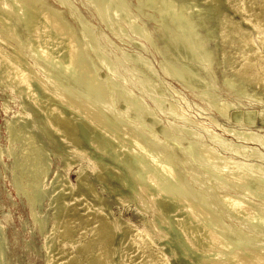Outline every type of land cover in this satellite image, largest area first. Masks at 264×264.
I'll list each match as a JSON object with an SVG mask.
<instances>
[{"label": "bare ground", "instance_id": "6f19581e", "mask_svg": "<svg viewBox=\"0 0 264 264\" xmlns=\"http://www.w3.org/2000/svg\"><path fill=\"white\" fill-rule=\"evenodd\" d=\"M39 1L40 0H0V85L4 86L6 89L11 91L12 94L17 95L20 98V101L26 102L28 104V109H29V116L27 113L24 114L22 112H19L18 114H16L15 119L12 118L13 120L7 119L5 121V132H6V138L8 140V146L3 147L2 145H0V158H3V156H10L14 160L13 166L15 165L16 167H19L22 171L24 170L25 172L24 175L27 176L25 180V184L22 183L20 185V183L18 182L19 180L17 181V176L15 175L13 176V183L16 185L18 189H20V187L21 188L28 187L32 193V198H35L36 200L41 198L42 196H49L50 198V200L47 201V203L49 202L48 203L49 212L51 213V216H52L50 228L47 230L43 229L45 224L47 225L46 213H44L42 216H39V217L35 216V214L33 215L34 221L38 225L37 228L42 229L43 231L42 233H44V239L42 238L44 240L43 247H45L46 250H48V252L51 250L49 252L51 253L53 249L58 248V244L67 243L71 246L72 251L65 252L63 249L58 248L59 251L57 250L58 253L57 252L56 253L60 254L62 257L60 259L56 258L55 260V257H54L55 253L52 252L53 253L52 255L46 254L48 258V262L55 260L52 264H264V246L254 247L253 245L252 246L245 245L247 244L248 241L250 242L254 238L253 237L251 238V240H249L250 239L248 236L249 234L246 235L247 233L245 235L243 234V236H248L249 239L247 242H245V244L241 245L243 243L242 242L243 239L241 237L243 236L242 234H240L241 231L237 230V228L235 230L240 231V232H237L238 234L235 231L234 232L236 233V235H239V234L241 235V237H239V241L241 239V243L240 245L238 244L239 246L234 245L233 242L231 243V241L234 238L235 240H237L238 238L236 239V236H234L235 235L234 234L232 235L234 236L232 237L233 239H231V237L228 236L230 233H229V229H227V226L224 223H221L222 221L220 219L219 220L217 219L219 216L223 215V216L230 217L231 219L235 218L237 219V222L238 220L239 222L242 221L240 223L244 225V228H246L248 233H252L251 229L249 228L251 225V224L249 225V222L253 224V221H252L253 219L254 220H256L257 218L258 220L259 218L260 220L264 219V206H263L264 203L259 204L257 202H253L249 200L247 196H245V194H247V193L244 194L245 190L244 192H242L243 186L245 183L249 184V181L250 182L253 181L255 182L256 186L257 185L260 186V184L259 183L256 184V182L257 181L260 182V180L264 181V166L260 163H255L257 162L258 158L260 159L259 155L261 154V152L259 151V149L264 151V130L257 129L256 131L255 130L253 132L247 131L246 133H244L245 131L242 130L243 132L242 136H238V137H242L243 139L242 143H244L245 145L240 144V146H237L239 145L238 143L237 145H234L230 142L226 143V141H223V138H221L216 133L211 132L205 125L196 124L197 122L195 123L193 121L195 118L191 119L184 114L178 113L177 110H175V107L173 106V104L171 103L169 107L166 108L168 113L162 111L165 116H166L165 113L171 116L169 117L167 115L166 116L167 118L174 117V121L177 120L181 124L187 125V126L197 125V127L202 129L205 133L209 134L208 136L210 138L209 141H212L215 146L217 145L218 148L221 149V151L223 150L226 154H228L227 155L228 157H223L215 151L216 149L209 147V145L208 146L207 145L205 146V144L200 145L199 143H197L195 140L192 139V137L198 136V134L193 133L194 130L190 129L188 131L190 146L188 149L186 150L184 149V151L181 149L183 151L181 152L186 154L189 150L193 149V151H195L196 156L194 157L195 160L194 159L193 160L196 163L194 161L192 162L195 163V166L199 171L198 173L200 174V176L201 174H204V176H206L207 178L206 179L207 181H210V180L213 181L211 185H214L212 187L214 188L216 187V189H215V192L213 191H212L213 193L210 192L211 188H207L203 185L202 181H204L205 178L202 177L203 180H201L199 178L200 176H198V173L196 172L197 173L196 174L195 170H192V168H190L189 165L188 167L184 166L185 163L183 164V167L182 166L181 167L184 170L186 177L187 178L189 177L190 179L186 180V178L183 176H182L183 177L182 179V177H180L181 173L179 174V177H180L179 179V177H177L178 168L174 164L171 165L170 163L171 158L169 156V152L174 151L173 143L171 142V144L173 145L171 146L173 147L172 148L173 150H170L168 152L166 150L167 148L163 145L164 143L161 144L157 142L156 139L154 140L153 138L155 136L149 135V132L147 134V133H144L142 130H140L136 122L134 123L129 120H126L123 117V115L122 116L120 115L115 116L116 114H114V116L108 115L109 114L108 111H110V107L112 106L108 98L109 95H107V93H103L101 91V88L99 87V86L103 87L106 84L104 83V85H102V81H99V84H98L97 78L95 79V77L93 76V72H94L93 70L98 67L93 68L95 65L93 67H89V64L91 66L93 65V61L91 64V61L89 59H86L87 56L85 55V52H86L85 47L87 46V44H86L85 39L83 38V35L81 34L82 39H84L86 46L84 45V42L82 43V39H81V42H80V39H79V42L76 41L77 38L75 39V35H74L72 28L69 26L67 22L63 20V17L58 10H56L55 8L51 6L44 8L40 6ZM59 1H61L60 4L66 2L64 0H59ZM104 1L105 0H90V4H88L89 2L87 0L88 2L87 5L89 7H92V9L94 10V12L93 11L92 12L95 13L96 18H99V20H101L102 22H105L106 24L109 23L108 21L110 18L108 17V14L110 11H113L114 9L115 11L117 10V12H120V13L121 11H123L127 14V16L132 17V13L126 1L117 0V3H116V0L111 1L110 4H118V6L114 5L115 8L108 3H107L108 6L106 4L107 6L106 7L104 3H106L107 1L105 2ZM200 1L203 3V9H204L205 15L206 16L208 15V19L210 21L213 20L212 26L214 25V27H218L221 30L219 31L220 32L219 35L221 36V38L219 37L220 40L225 39V38L227 39L228 35L230 36V33H231L230 27H233L236 30L235 33H237V35L240 36L241 42L240 41L238 42H240L239 48L242 50V48H244L243 46L245 44L246 45L248 44L249 42L248 39H250L252 35L254 36L261 32L260 26H261V22L264 20V0H200ZM160 2L164 3V1L162 0H160ZM167 2L169 3L170 1H167ZM71 6L72 5H70L69 7ZM161 8H159L160 11L162 10ZM73 9L75 10L76 8H73ZM229 9H232V11L235 14L239 13L241 15L239 19L240 18L241 19L238 21L233 20L231 17L232 15L230 16L228 12ZM244 9L246 13L248 11V13L250 12V15H251V12L253 13L252 15H254V16L249 15L251 18L254 17L252 20L253 24L251 25L252 32L250 31L251 29L250 30L243 29L240 27L241 20L244 21L250 18L246 16L247 15L246 13L244 15L243 13ZM133 12H137V11H133ZM113 13H116V12H113ZM125 13L124 15L125 17H127ZM114 15L116 16L117 14H114ZM201 15H198V16H201ZM119 16L122 17L121 15ZM206 16H204V18H206ZM76 18L79 20L80 17L76 16ZM201 19H203V17H201ZM16 21L25 22L27 29H28V36L25 39H21L19 37L16 26H15V25H18L19 22L16 24ZM195 21L197 22V20ZM160 22H162V25H163V21H160ZM249 22L250 21L248 22L245 21V23H248V24ZM80 23H82L81 20H80ZM113 23H114V20H113ZM83 25H86V24H83ZM90 25L91 24H89V26ZM131 25H135V24L133 23ZM156 25L158 24H155V26ZM162 25L160 23V25L158 26L162 27ZM209 26L208 28H210ZM82 27L83 26H81L80 28ZM110 28H111L110 31H112L113 28L112 27ZM118 28H121V27H118ZM133 28L134 29H130L131 33H132V30H135V27ZM205 28L206 30H209L207 29V27ZM165 29L167 30V28ZM161 30L162 31L164 30L163 27ZM175 30L177 29L175 28ZM203 30H204V27H203ZM82 31L83 30H81L80 33ZM211 31L213 30L211 29ZM211 31L209 33H211ZM133 32L135 33V31ZM142 32L143 33L139 32L138 30L137 32L138 36L139 34H142L144 41H146L147 39L150 40V35L146 31V28L145 30L142 29ZM183 33L184 32H182L181 34L183 35ZM209 33L207 35H209ZM24 35L26 34L24 33ZM192 35L193 34H191V36ZM215 35H218V34L215 33ZM263 35H264V31H263ZM95 36H93V38H96ZM260 36H259V39L256 38L257 41L260 40ZM181 38H184V37H181ZM209 39L207 40L210 41ZM231 39L230 41H233V40L235 41V39L233 40ZM166 40H169V39H166ZM213 40L214 38L212 39V41ZM89 41L90 40H88L87 42ZM217 41H218V38L216 39V42ZM263 41L264 39L262 40V43ZM166 42L167 41H165V37H164L163 42H161L163 44L161 45L163 46L164 43ZM96 43L94 42V44ZM252 43L253 42H251L250 44ZM185 44L187 45V43ZM220 44H225V43L224 41H221ZM179 45L180 44H178L177 46L179 47ZM186 45H182L184 49H186L185 48ZM212 45H215V43ZM212 45L210 44V46ZM138 47L139 46H137V48ZM165 47H167L166 44L164 45L163 48ZM178 47L177 48L175 47L174 49L177 50ZM183 47H181L182 48L181 50H183ZM250 47L251 46H249V49L252 48ZM187 48L190 50V48L192 47H187ZM197 48H199V46ZM239 48H236V49L240 50ZM236 49H234V51H236ZM245 49H246L245 52H247L248 48H245ZM88 50H90V48ZM92 50H94V48ZM241 50L240 52H242ZM178 51L179 49L175 51V53L176 52L178 53ZM200 52L202 51L200 50ZM205 52H203L202 54L204 55ZM32 53H35L37 56L35 57ZM97 53L99 54L100 52L97 51ZM186 53L189 54L190 52L186 51ZM255 53L252 54V59L248 58L249 59L248 60L246 58L245 60H242L243 62H242L241 67L233 72L232 74L233 77L230 81L232 80L236 81L238 85L239 84L240 85H249V84L251 85L255 82L256 84L258 83V80L261 77V75L262 77L264 75V46L261 49H259L258 52H255ZM177 55H179V53ZM216 55L217 54H215V56ZM95 56L97 55L95 54ZM250 56H251V53H250ZM200 57L198 58L196 57L198 59L196 61L201 63V65L198 63L200 65V66L198 65L199 68L205 67L208 69L209 64H210V58H209L210 54L209 56L206 55L205 57L199 59ZM214 58H217V57H214ZM41 60L43 61V64L46 63L45 61L49 62L50 60H52L51 64L53 66H54L53 62L56 61L59 63L60 66L56 64L55 66L61 67L62 65L63 68H65V70L68 69L70 71H72L71 70L72 68L70 69V67H73V65H77V66H80V69H78L77 71L84 70L87 73V78L90 76L91 78L94 77L93 79H91L92 82L90 83L95 84L94 82L97 80L96 81L97 86L100 88L99 89L98 87H96L100 91H96L95 93V95L96 94L98 95L99 102L96 101L94 103H97L98 106L97 105L94 106L92 104L91 101H95V100L88 101V99H90L89 97L88 99L81 98L82 96L80 94H78V96L80 95L81 97H78L77 94L74 92L75 89L73 91L74 93H72L70 91L72 88L69 89V88H65L64 86L60 87L62 86V84L57 82L58 81L57 77L58 76L60 77V74L62 75L63 73L65 74V72H63L65 71L63 68H62L63 73L58 72L59 73V75L57 74L58 76L55 74L57 73L55 72L58 69L57 67H56L57 69L53 71L54 73L51 72L52 73L51 74L50 71L48 72L50 76L51 75L53 76L54 74L56 75V76L55 75L53 76L54 80L52 76H51L52 77L51 79L47 77L46 73L50 68H48V70L44 69L46 71L45 72L42 69L43 67L41 68V65H42L40 64L42 63ZM96 60L97 59H95V61ZM226 60H227L226 57H223L222 60H219V61H221L220 63H222ZM259 61H262L260 68L259 66H257L258 69L254 68L253 65L257 62L259 63ZM96 62L99 65L100 61L97 60ZM110 64H112V62ZM110 64L106 66V68L108 67V69L105 68L106 71L109 70V74H107V77L108 75L110 77H114L116 75V69L114 68V66ZM181 64H183L182 67L179 66L181 67V69L184 66H186V63L185 65L184 63H181ZM46 65L47 63L43 66H46ZM196 65L197 64H195V66ZM229 65L231 66V64ZM168 66L169 65H167V67ZM198 66L196 67L198 68ZM47 67L49 66L47 65ZM101 67H104V66H101ZM188 67H189V64H188ZM188 67L186 69H188ZM77 68L74 69L73 67L74 70H76ZM173 69L175 70L174 71L172 70V72L170 71L166 72L167 75H169V77H174L173 79L176 78L178 81L179 79L181 80L182 78L187 77V76H184L183 71L180 70L179 68L178 69L180 70V72H182L181 74L180 72L178 73L176 71L177 68H173ZM74 70L72 71L73 73L72 72H70L71 74L69 73L70 75H72V77L69 75L68 77H71V78L75 77L77 71L74 75V72H75ZM90 70L92 71V74L89 72L90 74L89 76L87 71H90ZM96 70L97 69H95V72ZM183 70H185V67L183 68ZM152 71L153 70H151V72ZM187 72L189 73V70H187ZM224 72H221V73L224 74ZM62 75L60 77L61 79L63 78ZM78 75H79V72H78ZM191 75L188 74V77ZM224 75L222 76L224 77ZM227 75H229V73ZM66 76H67V73H66ZM84 76L86 75H83L82 77L84 78ZM55 77L57 79L56 81H55ZM68 77L67 79L66 77H64L66 81L69 80ZM114 78H117V77H114ZM191 78H193V75L191 76ZM88 79H86V82ZM104 79H105L104 81L107 82V79L106 78ZM187 79L185 80L187 81ZM222 79L226 80V78H222ZM70 80L67 83L72 85L70 83ZM75 80H71V82ZM80 80H81V83L79 81V84H82V81L84 80H82L81 78ZM142 81H143V78H142ZM60 82L65 83L63 82V80H61ZM86 82H83V83L85 84ZM110 82L111 80L108 81L107 84L108 83L111 84ZM192 82L194 81L192 80ZM263 82L261 85H263ZM57 83L59 85H57ZM76 83L78 85V82H74V84ZM187 83L188 85L191 84L189 82ZM228 84L226 83V87L230 86V84L229 85ZM68 86L69 85H67V87ZM85 86L88 87L87 84L84 85V87ZM92 86L95 87L94 85ZM109 86L111 87L112 85H109ZM149 86L151 85L147 86V90ZM231 86H236V85H231ZM69 87H72V86H69ZM93 87L91 90L93 89L96 90V88H93ZM195 87H196V84H195ZM115 88H112V89H115ZM246 88L248 87L246 86ZM262 88L263 87H261V89ZM84 89L85 91L86 89L88 91V88H84ZM118 90H120V88ZM149 90H151V88ZM248 90H251V89L248 88ZM259 91H260V88H259ZM125 92H123V94H120V95L124 96ZM146 92L148 93V91ZM152 92H150V94ZM85 94H88V93H85ZM150 94H146L149 96L150 101L151 99L153 101H156L155 98H153ZM176 94L174 95L176 96ZM258 94L261 95L262 93L260 94L259 92ZM208 96H209V93H208ZM115 97H117V95H115ZM126 97H127V94H126ZM130 97L128 98L131 99ZM214 97L215 96H213L212 98ZM98 98L96 99L98 100ZM134 98L136 100V96H134ZM122 99H124L125 101L126 98L124 97ZM16 102H18V100ZM119 102H122L121 99ZM134 102H137V101H134ZM141 102L143 103V101ZM249 103H252V102L250 101ZM130 104H132L131 105L132 108L134 106H137L136 103L134 106H133L134 103H130ZM232 104L233 103L227 102V103H222L221 105H215L216 106L215 108L217 110L216 112H218L219 116L223 117L225 114H227L226 112L231 108ZM123 105L125 106L124 103ZM209 105H210V101H209ZM139 109L141 112H143L144 110V109L142 110V107L140 106H139ZM179 109L181 108L179 107ZM127 110L129 111V109ZM248 111L249 110H246L247 114H249ZM122 113L124 112H121V114ZM261 113L262 112H259V114ZM255 114H257L256 116L259 115L256 112V110H255L254 115ZM143 115H148V114H143ZM236 115L232 114L233 118L234 116L236 117L235 120L237 119ZM246 115L242 117L248 118V116ZM242 117L241 118L238 117V118L242 120ZM262 118H264V115L262 116ZM154 119L157 120V118H154ZM140 120H145V118L140 119ZM146 120H149V119H146ZM211 120L209 121L210 124L214 122L213 120L211 122ZM247 120L249 121V119ZM247 120H243V121H247ZM150 121H154V120H150ZM248 121H247V125H249ZM251 122H253V120H251ZM145 123L143 121L141 125L144 124L145 126ZM146 124L147 126L151 125L148 123ZM249 126H253V125H249ZM222 128L223 126L220 129ZM222 132H226V130L224 129V131ZM238 132L241 133V131H238ZM169 133L170 132L168 131L165 132L164 130L163 135L168 137V135H170ZM228 133H232V132H228ZM234 135H237V134H234ZM150 136H153V138ZM231 137H234V136H231ZM234 138L236 141L237 140L240 141L241 139V138L237 139L236 137ZM176 141L177 143H179L180 138H177ZM174 143H175V140H174ZM184 147H181V148H184ZM176 149H175L176 152H178L179 149L178 148ZM50 151H55L56 153L59 152V160L61 162V165L64 167L65 171L62 173L61 171L58 170L59 172H55L52 175L53 177L51 178L50 184L48 183L47 185H43V180L34 181L33 176H35L36 173L41 171L42 172L41 175H43V177L45 178L48 172V169H49L48 168L49 166L48 155ZM182 153L179 154L178 152V156H176L177 153H175L173 157L175 156L177 158L180 155H182ZM190 153H192V151ZM175 157L173 159H176ZM181 157L182 156H180V158H177L176 160L180 159L179 161H183V158L181 160ZM227 158H230L232 160L227 159ZM234 158H239L243 161H246V163L247 162L248 163L245 164L242 161H233ZM81 160L82 161L84 160L85 162L80 163V164L77 163ZM189 160L187 162H191ZM184 162H185V159H184ZM173 166L176 167L177 170H175ZM193 166L194 165H192V167ZM72 167L76 168L75 169L76 178L74 182L71 181L69 177V173H68V171ZM208 178L210 180H208ZM166 180H171V181L173 180L175 183V186L171 187L168 183H167L168 184L167 186L166 182L168 181ZM250 186L251 185H248V187ZM255 189H259V188H255ZM238 191H241L242 193L238 194ZM263 191L264 190H262L261 192ZM132 201L136 202V206H135L136 211L138 213H141V219H140L141 225H142L141 227L134 225L131 222V220L124 218L123 215L120 213V211L118 213H115L112 210L113 203H116L118 205H124L125 203H131ZM147 214H151V216L148 217ZM1 218H4V216ZM48 220H49V217H48ZM261 222H263V220ZM256 224L257 223L255 222L253 225L256 226ZM258 225L256 226L255 230L258 229L257 228L259 227ZM262 227L264 226L262 225ZM253 229L254 227H252V230ZM253 232L254 234L257 233L255 231ZM261 232H263V235L262 233L260 232L259 233L264 237V231L261 230ZM41 236L42 235H40V237ZM229 237L231 241H229L230 240L228 239ZM5 241H6V238L4 235V231L2 230V227L0 224V264H4L3 262L5 260L4 259ZM239 241H237V243ZM253 241L255 240L253 239ZM253 241H251V243ZM48 252H44V253H48Z\"/></svg>", "mask_w": 264, "mask_h": 264}, {"label": "rangeland", "instance_id": "374dc122", "mask_svg": "<svg viewBox=\"0 0 264 264\" xmlns=\"http://www.w3.org/2000/svg\"><path fill=\"white\" fill-rule=\"evenodd\" d=\"M64 1H66V2L60 4L61 1H59V0H40L39 3H40V6H42L44 8L51 6V7L55 8L56 10H58L61 13V15L63 17V20L65 22H67L69 24V26L72 28V30L74 32V35H75V39L77 38L76 41L79 42V39H80V42H81V39H82L81 34L83 35V38L85 39L86 44H87V46H86L84 39H82V43L84 42V45L86 46L85 47V50H86L85 55L87 56L86 59H89L91 61V64H92V61H93V65L91 66L89 64V67H93L94 65L95 66L93 68L98 67V68H95V69H97L96 72H95V69L94 70L92 69L94 71L93 72V76L95 77V79L97 78L98 81L97 80L96 81H97L98 84H99V81H102V85H104V83L106 84L105 86H103L106 90L102 86H99L101 88V91L103 93H107V95H109L108 98H109V100L111 102V105H112L110 107L111 113H110V111H108L109 114L108 113H106V114L113 115V116H114V114H116L115 116H118V115L122 116L123 115V117L126 120H129V121L134 122V123L136 122V124L138 125V128L140 130H142L144 133H147V134L149 132V135H154L155 136L154 138H153V136H150L154 140L156 139V141L159 142V143H161V144L164 143L163 145L167 148L166 150L168 152L170 150H173L172 149L173 147H171V146L174 145V151L175 152L173 151L174 154H173L172 151L169 152V156L171 158L170 159L171 160L170 161L171 165L174 164L178 168V170H177L176 167L173 166L174 169L177 170V177H179V174L181 173L182 175L180 174V177L183 176V177L186 178V180L190 179L189 177L188 178L186 177L185 172L182 169L184 163H185L184 164L185 167L186 166L188 167V165H189V167L192 168V170H195V173L196 172L197 173L199 172L198 169L195 166V163L196 162L194 161L195 160L194 157L196 156L195 155V151H193V149H192V150H189L187 152L189 154L182 153L184 151V149L186 150L190 146L189 145V132H188L190 129L191 130H194L193 133L198 134V136L192 137V139L195 140L200 145H204V144H205V146L206 145L207 146L209 145V147H212L213 149H216L215 151L219 155H221L223 157H228L227 156L228 154H226L223 150L221 151V149L218 148L217 145L215 146L212 141H209L210 140V138L208 137L209 134L208 133H205L202 129H200L199 127H197V125H195V126L194 125H192V126L188 125L187 126V125L181 124L177 120L174 121V117L169 118L171 116L169 114H167L168 111H167L166 108H168L171 103L173 104V106L175 107V110H177L178 113L184 114V115L188 116L191 119H194L195 118L193 121L195 123L197 122L196 124L205 125L211 132H214L217 135H219L221 138H223V141H226V143L227 142L228 143L230 142V143H232L234 145H237V143H238L239 145H237V146H240V144L241 145H245L244 143H242L243 142L242 141L243 140L242 137H238V136H242V133H243L242 130L245 131L244 133H246L247 131L248 132H253L254 130L256 131L257 129L258 130L259 129L264 130V118H262V116L264 115V89H263L264 88V82H263L264 81V78H263L264 75H263V77L261 75V77L259 78V80H261V81L258 80V83L257 84L255 82V83H253L251 85L250 84L249 85H240V84L238 85V83H236V81H233V80H232L233 82L230 81L232 79V77H233L232 76L233 72L241 67L242 62H243L242 60H245L246 58L247 59L248 58L249 59H252V54H254L255 52H258V50L261 49L264 46L263 45L264 41L262 43V40L264 39V35H263V31H264V20L261 22V26H260V29H261V32L262 33L260 32L257 35H254V36L252 35L251 38L248 39V41L250 43L251 42H253V43L250 44L248 42V44L247 45L245 44L243 46L244 48H242V50H241L239 48L240 47V42H241L240 36H238L237 33H235L236 30L233 27H230V29H231L230 30V32H231L230 33V36L228 35V38L227 39L225 38V39L220 40L221 36L219 35V33H220L219 31H221V30L218 27H214V25L212 26V24H213L212 21L213 20L210 21L208 19V15L207 16L205 15V12H204V9H203V3L200 0L199 1H197V0H192V1L191 0H162V1H164V3L163 2H160V0H154V1L153 0H151V1L150 0H124V1H126V3L128 4V6L130 8V11L132 13V17L131 16H127V14L125 12H123V11H121V13H123V14H121L120 12H117V10L115 11V9H114L113 11H110L109 14H108V17L110 19L108 21L109 23H107V24L105 22H102L101 20H99V18H96L95 13H93L94 10L92 9V7H89L87 5L88 2H89L88 4H90V0H88V2H87V0H64ZM83 1H85V2H83ZM105 1H107L106 3H104L105 6H106L107 3L110 4L111 1H115V0H105ZM167 1H170V2L168 3ZM68 3H70V4H68ZM116 3H117V0H116ZM62 4H63V6H62ZM108 4H107V6H108ZM167 4H169V5H167ZM65 5L66 6L68 5V6L66 7ZM70 5H72V6L69 7ZM110 5H112L114 8H115L116 5L118 6V4H110ZM166 7H168V8H166ZM73 8H76V9L74 10ZM159 8H161L162 10L160 11ZM73 11H74V13H73ZM133 11H137V12H133ZM138 11H140V12H138ZM243 11L242 12L245 15V13H246L245 9ZM78 12H79V14H78ZM113 12H116V13H113ZM166 12H168V13H166ZM178 12H179V14H178ZM198 12H200V13H198ZM228 12H229L230 16L232 15L231 17H232L233 20L238 21V20L241 19V18L239 19V17H241V15L239 13H236L235 14L232 11V9H229ZM124 13L126 14L127 17H125ZM114 14H117V15L115 16ZM163 14H164V16H163ZM201 14H203V15H201ZM246 14H247L246 15L247 17L254 16V15H252L253 14L252 12H251V15H250V12L248 13V11H247ZM119 15H121L122 17H120ZM192 15L195 17V19H194V17ZM198 15H201V16H198ZM76 16L80 17L79 20L76 18ZM165 16H166V18H165ZM196 16H198L199 18L196 17ZM204 16H206V18H204ZM192 17H193V19H192ZM201 17H203V19H201ZM111 18H113V19H111ZM125 18H126V20H125ZM253 18L254 17H252V18L250 17L247 20H244V21L241 20L240 27L243 28V29H249L250 30L251 29V25L253 24V22H252ZM74 19H75V21H74ZM204 19L206 20V22H205ZM80 20H81V22L83 24H86V25H83L82 23H80ZM113 20H114V23H113ZM195 20H197V22ZM86 21L89 24L93 25V26H91V25L89 26V24ZM127 21H128V23H127ZM160 21H163V25H162V22H160ZM245 21L246 22L250 21V22L248 24V23H245ZM17 23H18V25H15L16 26V29H17V33H18V35H19V37L21 39H25L28 36L27 26H26L25 22H23V21H16V24ZM116 23H118V24H116ZM133 23L136 26L135 25H131ZM160 23H161V25H162V27L164 29L163 31L161 30L162 27L158 26V25H160ZM155 24H158V25L155 26ZM202 24H203V26H202ZM129 25L132 26V27H130ZM207 25L208 26L211 25V26H209L210 28H208ZM249 25H250V27H249ZM81 26H83V27L80 28ZM110 27H112L114 29V31H113V29H112V31H110L111 30ZM118 27H121V28H118ZM133 27H135V30H132V33H131V30L130 29H134ZM136 27L137 28L139 27V28L137 29ZM144 27L146 28V31L150 35V40H148V39L146 40L145 39L146 41H144L142 34H139L140 37L138 36V33H137L138 30H139V32L143 33L142 32V29L145 30ZM203 27H204V30H203ZM205 27H207V29H209V30H206ZM165 28H167V30ZM175 28L177 30H175ZM119 29H121V30H119ZM136 29H137V31H136ZM186 29L188 31H190V32H188ZM211 29L213 31H211ZM215 29L217 30V32H216ZM79 30L80 31L83 30V31L80 33ZM133 31H135V33ZM164 31H165V33H164ZM180 31L184 32L183 35L181 34L182 32H180ZM200 31H202V32H200ZM210 31H211V33H209ZM250 31L252 32V29ZM119 32H120V34H119ZM212 32L214 33V35H213ZM24 33L26 35H24ZM158 33H160V34H158ZM203 33H205V34H203ZM208 33H209V35H207ZM215 33L218 34V35H215ZM189 34H190V36H191V34H193L194 36L192 35L193 37L191 36V38H190ZM210 35H211V37H210ZM235 35H237V36H235ZM93 36H95L96 38H93ZM259 36H260V40L257 41L256 38L259 39ZM164 37H165V41H167L166 43H164V45L166 44V46H167L165 48H163L164 45L163 46L161 45V44H163L161 42H163ZM181 37H184V38H181ZM213 38H214V40L212 41ZM217 38H218V41L216 42V39ZM231 38L235 39V41L233 39H231ZM166 39H169V40H166ZM194 39L197 40V41H195ZM207 39H209L211 42L208 41ZM230 39L233 40L234 42L233 41H230ZM88 40H90V41L87 42ZM169 41H171V42H169ZM221 41H224L225 44H220ZM238 41H240V42H238ZM94 42L95 43L97 42V43L94 44ZM135 42L138 45H136ZM175 42L177 43V45L180 44L179 45L180 48L176 45ZM213 42L219 48H217L215 45H212V44H214ZM185 43H187V45ZM226 43H227V45H226ZM193 44H194V46H193ZM210 44L212 46H210ZM230 44L232 45V47H231ZM182 45H186L185 46L186 49H184V47ZM88 46H90V47H88ZM137 46H139L140 48L139 47L137 48ZM198 46H199V48H200V50L202 52H200L199 48H197ZM245 46H247V47H245ZM249 46H251L252 48L250 47L251 49H249ZM255 46H256V48H255ZM97 47H98V49L100 51L97 49ZM175 47L176 48L178 47V49H179V51H178L179 55H177L178 54L177 52H176L177 54L175 53V51L178 50V49L175 50L174 49ZM181 47H183V50H181L182 49ZM187 47H192V48H190V50H189ZM89 48H90L91 51L88 50ZM93 48H94V50H92ZM236 48H239L242 52H240V50H238ZM245 48H248L247 50L248 51L251 50V51L250 52H248V51L245 52L246 51ZM214 49L217 52H215ZM234 49H236V51L238 50L239 52L238 51L237 52L234 51ZM96 50L98 52H100L99 53L100 55L97 53ZM185 50L187 52H190V53L189 54L186 53ZM184 51H185L186 54L184 53ZM205 51L207 53L210 52L209 53L210 54V57H209L210 58V64H209L208 69L205 68V67L199 68V66L201 65V63H199L198 61H196V60H198L197 58L200 57V56L201 57L199 59L205 57L206 55L209 56V54H207ZM194 52H195V54H194ZM203 52H205L204 55L202 54ZM214 52H215V54H217L216 56H215ZM92 53H94V54H92ZM250 53H251V56H250ZM32 54L35 57L37 56L35 53H32ZM95 54L97 56H95ZM103 54H105V55H103ZM241 54H242V56H241ZM193 56H194L195 59L193 58ZM221 56L226 57L227 60L224 61V62H222V63H220L221 61H219V60H222V58H223ZM214 57H217V58H214ZM95 59H97V60L100 61L99 62V65L96 62L97 60L95 61ZM89 60H88V62H89ZM102 60H103V62H102ZM230 60H231L232 63L230 62ZM45 62L47 63V65L49 67H47V65L46 66H43L46 63L43 64V61H42V63H40V64H42L41 65V68L43 67L42 68L43 70L44 69L45 70L46 69L48 70V68H50V69L52 68L53 69V70L52 69L51 70L49 69L47 71V73H46L47 74V77H49L50 79L55 74L56 75L57 74L59 75L58 72H60V73L62 72V68H63L62 65H61V67L55 66V64L56 65H59L58 62L54 61L53 62L54 66L51 64L52 63V60H50L49 62L48 61H45ZM111 62H112V64H110ZM180 62L181 63H184V65L186 63V66H184L185 67V70H183L184 67L181 69V67H182L183 64H181ZM109 64L112 65V66H114V68L116 69V75L114 77H117V78L110 77L109 75L107 77V74H109V70L106 71L105 68ZM148 64L151 66V68H150V66ZM188 64H189V67H188ZM195 64H197L196 66L199 65L198 68L195 66ZM220 64H221V66H220ZM223 64H224V66H223ZM229 64H231L232 67ZM261 64H262V61H259V63L257 62L254 65L253 64L252 65L254 66V68L258 69L257 66H259V68H260V65ZM167 65H169V66L167 67ZM76 66L77 65H73L74 69L78 67L76 70H74L73 67H70V69L72 68L71 69L72 71L73 70L75 71L74 72V75H75L76 71L78 69H80V66H77V67ZM101 66H104V67H101ZM147 66H149V67H147ZM179 66H181V67H179ZM172 67L173 68H177L176 71L178 73L180 72V70H182L184 76H187V77L182 78L183 77L182 76V77H180L182 79L181 80L179 79V81L176 78L173 79L174 77H169V75H167L166 72L168 71L169 68H170L169 69L170 72H172V70L174 71L175 69H173ZM187 67H188V69H186ZM194 67L197 68V69H195ZM202 68H203V70H202ZM229 68H231V69H229ZM63 69L65 70V68H63ZM106 69H108V67ZM150 69L153 70V71L151 72ZM165 69H166V71H165ZM198 69H200V70H198ZM225 69L226 70L229 69V70L226 71ZM54 70H56L55 72H57V73H55L53 76L51 75L52 76L51 77L50 74H48V72L50 71V73H51ZM148 70L152 74H150ZM187 70H189V73L187 72ZM72 71H70L68 69H66L65 71H63V72H65V74L63 72H62L63 75L60 74V77H61V75L63 77L62 79L57 75L58 76L57 77V79H58L57 82H59L60 84H62V86H60V87H63L64 86L65 88H69V89L72 88L70 90L72 93L75 92L77 94V96H78V94H80L82 97L80 95L78 97L85 98V99H88V97H89L90 99H88V101L95 100V101H91V102H92V104L94 106H96V105L98 106V104L97 103H94V102H96V101L99 102L98 95L97 94L95 95V93H96V91H100L99 90L100 88L97 86V83H96L95 80H94L95 81L94 83L96 85L90 83V82H92L91 79L94 78V77L91 78V76L89 74V72L92 74V71L91 70L90 71H87L88 74H89V76H90V77H88L89 79L87 78V73L84 70L77 71L75 77L73 75L74 78H71L72 75H70L71 74L70 72H72ZM81 71L83 72V74H82ZM185 71H186L187 74L185 73ZM78 72H79V75H78ZM221 72H224L225 75L223 73H221ZM66 73H67V76H66ZM181 73L182 72H180V74ZM228 73H229V75H227ZM188 74H190V75L192 74L194 79L191 78L192 75L188 77ZM68 75L71 76V77H68ZM83 75H86V76H84V78H83L82 77ZM222 75H224V77ZM76 76H77V78L80 77L82 80H84V81H82V84H79V81L81 83V80H80V78L77 79ZM194 76L197 77V78H195ZM228 76H229V78H228ZM64 77H66V79L68 77L69 80H70V78H71V80H75L76 79L77 81L75 80V81L71 82V80H70V83L72 84V85H70L69 83H67L69 80L66 81ZM104 78L107 79V82L111 80V82H110L111 84H109V83L107 84V82L104 81L105 80ZM142 78H143V81L144 82L142 81ZM149 78H150V80H149ZM222 78H226V80L225 79H222ZM57 79L55 77V81ZM60 79L63 80V82H65V81L66 82L65 83H62V82H60L61 81ZM86 79H88L87 82H86ZM185 79H187V81ZM191 79L194 82H192ZM53 80H54V77H53ZM89 80H91V81H89ZM223 80H225V81H223ZM195 81H196V83H195ZM201 81H203V82H201ZM228 81H230L232 84L230 82H228ZM74 82H78V85H77V83L74 84ZM83 82H86V83L84 84ZM187 82H189L191 84L188 85ZM224 82H225V84H224ZM262 82H263V85H261ZM119 83H121V84H119ZM198 83H199V85H198ZM226 83L227 84L229 83L230 86L229 87H226ZM66 84L69 85V86H72V87H69V86L67 87ZM86 84H87L88 87H86V86L84 87V85H86ZM143 84H145V85H143ZM195 84H196V87H195ZM57 85H59V84L57 83ZM75 85H77V86H75ZM92 85H94L95 87H93ZM109 85H112V86L110 87ZM146 85L147 86L148 85H151L152 87L149 86L148 87V90H147V86ZM204 85H206V86H204ZM231 85H236V86H231ZM91 86L93 88L98 87L99 89L96 88V90L95 89L91 90L92 89ZM123 86H124V88H123ZM246 86L248 88H250L251 90L253 88L255 90L253 89L252 92H251V90H248V88H246ZM231 87H232V89H231ZM261 87H263V88L261 89ZM84 88H88V91L89 92L87 91V89L85 91ZM112 88H115V89H112ZM119 88H120L121 91L118 90ZM150 88H151V90H149ZM169 88H171L174 92L178 91L176 93L179 96L176 93H174ZM239 88H241V89H239ZM242 88H244L245 90L242 89ZM259 88H260V91H259ZM74 89H75V91H74ZM128 90H129V92H128ZM106 91H108V92H106ZM118 91H119V93H118ZM146 91H148V93ZM149 91L150 92L153 91V92L150 94ZM123 92H125V95L124 96L123 95H120V94H123ZM172 92L174 94H176V96ZM257 92L258 93L260 92V94L262 93L261 94L262 96L259 95ZM85 93H88V94H85ZM208 93H209V96L211 95L210 97L208 96ZM126 94H127V97H126ZM146 94H150L153 98H155L156 101H153L152 99L150 101L149 96L146 95ZM204 94H206V95H204ZM236 94H237V96H236ZM115 95H117V97H115ZM133 95L136 96V100H135V98H134ZM240 95H241V97H240ZM86 96H87V98H86ZM177 96H178V98H177ZM213 96H215V97L212 98ZM124 97L126 99L128 97H130L131 99H129V98L128 99L131 100V101H129L128 99L127 100L125 99V101H124V99H122ZM96 98H98V100ZM139 98L141 99V101H143V103L140 101ZM115 99H116V101H115ZM120 99H121L122 102H119ZM164 99H165V101H164ZM17 100H18V102H16ZM134 101H137V102H134ZM209 101H210V105H209ZM250 101L252 103H249ZM126 102H128V103H126ZM227 102L233 103L234 105L233 104L231 105V108L226 112L227 114H225L223 116L224 117L223 118L222 116H219L218 115V112H216L217 110L215 108L216 107L215 105H221L222 103H227ZM123 103L125 104V106L123 105ZM130 103H134L133 106L136 103L137 106H134L132 108L131 107L132 104H130ZM20 104H22V105H20ZM138 104H140V105H138ZM145 104H146V106H145ZM249 105H251V106H249ZM128 106H129V108H128ZM139 106L142 107V110L144 109L143 112L140 111ZM155 106H157V107H155ZM238 106H239V108H238ZM125 107H126V109H125ZM179 107L181 109H179ZM159 108H161V109H159ZM123 109H125L126 111L123 110ZM127 109H129V111ZM148 109L151 110V111H149ZM246 110H249L248 111L249 114L246 113ZM255 110H256V112L258 114H259V112H262L261 114L258 115L259 117L256 116L257 114L254 115ZM258 110H260V111H258ZM162 111L163 112H167L165 114H166V116L168 115L169 117L167 118ZM19 112H22L24 114L27 113L28 116H29L28 104L26 102L20 101V98L17 95L12 94L11 91H9L8 89H6L4 86L0 85V145H2L3 147H7L8 146V140L6 138V132H5V121L7 119H12V118L15 119L16 118V114H18ZM121 112H124V113L121 114ZM140 113H142V114H140ZM143 114H148V115H143ZM232 114L233 115L234 114L235 115L237 114L236 115L237 116V119H236L237 121L235 120V118H236L235 116H234V118L232 117ZM244 114L245 115L247 114L246 116H248V118L242 117V116H245ZM128 115H129V117H128ZM132 115H134V116H132ZM240 115L242 117V120L239 119V118H241ZM137 116H139V117H137ZM133 117H135L136 119L133 118ZM143 118H145V120H140V119H143ZM154 118H157V120H155ZM210 118L215 122V124H214V122L211 123L212 125L210 124V122H209L211 120ZM146 119H149V120H146ZM175 119H177V118H175ZM196 119H197V121H196ZM247 119H249L250 122H251V120H253V122H251V124H250V122ZM135 120H137V121H135ZM150 120H154V121H150ZM212 120H211V122H212ZM240 120H241V122H240ZM243 120H247L248 121V124L249 125H253V126L247 125V121H243ZM143 121H144V123L146 122V123L151 124V125H148L149 127L147 126L146 123H145V126H144V124L141 125L143 123ZM159 123H160V125H159ZM159 126H161V127H159ZM171 126H173L174 128L171 127ZM222 126H223V128L220 129ZM195 127H197V128H195ZM209 127H211V128H209ZM224 129L226 130V132H222V131H224ZM230 129L233 130V131H231ZM246 129H248V130H246ZM164 130H165V132H167V131L170 132L169 133L170 135H168V137L163 135ZM227 131L228 132H232V133H228ZM236 131L237 132L238 131H241V133H239V132L237 133ZM159 132H160L161 135L159 134ZM229 134H231V135H229ZM234 134H237V135H234ZM231 136H234L237 139L238 138L239 139L241 138V139H240V141L237 140L238 141L237 142L235 140V138L234 137H231ZM200 137H202V138H200ZM177 138H180V142L179 143H177V141H176ZM173 139L175 140V143L176 144L174 143V140ZM171 142L173 143V145L171 144ZM178 144H179V146L181 144V146L179 147ZM181 147H184V148H181ZM176 148L179 149L178 150L179 154L182 153V155H180V156H182L181 157V160L183 158V161H179L180 159L176 160L177 158H180V156L177 157V158L174 156L176 159H173L174 158L173 155H175V153H177L176 156H178V152H176V150H177ZM191 151H192V153H190ZM259 151L261 152V154L259 153L260 154L259 155L260 156V159L258 158L257 159V162H255V163H260V164H262L264 166V151L261 150V149H259ZM184 154H185V156H184ZM48 158H49V166H48L49 169H48V172H47L45 178L43 177V175H41V173H42L41 171L38 172V173H36L35 176H33L34 181H42L43 180V185H47L48 183L50 184L51 178L53 177L52 175L55 172L61 171L63 173L65 171L64 167L61 165V162L59 160V152L56 153L55 151H50V153L48 155ZM184 159H185V162H184ZM227 159H230V158H227ZM188 160L191 161V162H187ZM230 160H232V159H230ZM192 161H194L195 163L192 162ZM233 161H242L245 164L248 163V162L246 163V161H243V160H241L239 158H234ZM84 162H85L84 160L83 161L81 160V161H79L77 163L80 164V163H84ZM180 162H182V163H180ZM13 163H14V160L10 156H3V158H0V210H1L0 211V214L2 213L0 215V224H1L2 230L4 231V235H5V238H6L5 245H4V259L5 260H4L3 263L4 264H48V263L49 264H52L56 260V258L57 259L58 258L60 259L62 257L60 254H57L58 253L57 250L59 251V249H63L65 252H68V251L71 252L72 251V248L67 243H60V244H58V248L59 249L58 248L57 249L55 248L52 251L53 253H55V256H54L55 257V260H52L51 262H48V258L46 256V254L47 255H52L53 253L52 252L49 253L51 250L48 252V250H46V248L43 247L44 246V242H43L44 241L43 240L44 239V233H42L43 232L42 229L37 228L38 225L34 221V216L33 215L35 214V216L39 217V216H42L44 213H46V217H47V222L46 223H47V225L45 224V226L43 227V229L44 230L49 229L50 226H51L50 223L52 221V216H51V213L49 212V207H48L49 206L48 205L49 202L47 203V201H49L50 198H49V196H42L41 198H39V199L36 200L35 198H32V193H31V191H30V189L28 187H27L28 190H27V188H21V187H20V189H18L16 187V185L13 183V176L14 175L17 176V181L19 180L18 182L20 183V185L22 183L25 184V180H26L27 176L24 175V173H25L24 170L22 171L19 167H16L15 165L13 166ZM192 165H194V166L192 167ZM75 169L76 168H73L72 167L68 171L69 177H70L71 181H73V182L75 181V178H76ZM198 176H200L199 173H198ZM180 177H179V179H180ZM183 177H182V179H183ZM202 177L205 178L204 181H202L203 182V185L205 187H207V188H211L212 190L210 189V192H212V191L215 192L216 187L214 188V187H212L214 185H211L213 181H211L209 178H208V180H210V181H207L206 180L207 178H206V176H204V174H201V176L199 178L201 180H203ZM22 178H24V179H22ZM21 180H23V181H21ZM166 181H168V182H166V184L168 183L171 187H174L175 186V183H174L173 180L172 181L171 180H166ZM262 181L263 180H260V182H258V181L256 182V184L259 183L260 186L259 185L256 186L255 185V182H253V181H251V182L249 181V184L248 183H245L246 186L244 184L243 190H242V192H244V190H245L244 194L247 193V194H245V196H247V198L249 200H251L253 202H257L259 204L260 203H262V204L264 203V191L261 192L262 190H264V183H263L264 181L263 182ZM170 182H171V184H170ZM209 182H211V183H209ZM168 184H167V186H168ZM247 184L248 185H251V186L248 187ZM255 188H259V189H255ZM242 192L241 191H238V194H241ZM132 202L131 203H125L124 205H118L116 203H113L112 204V210L115 213H118L120 211V213L123 215L124 218H127V219L131 220V222L134 225L141 227L142 226L141 225V220H140L141 219V213H138L136 211V209H135L136 208L135 207L136 206V202H134V201H132ZM263 206H264V204H263ZM4 209H6V210H4ZM147 215H148V217L151 216V214H147ZM3 216H4V218H1ZM48 217H49V220H48ZM217 219L218 220L220 219L222 221L221 223H224L227 226V229H229V233H230L228 236H230L231 239H233L232 237H234V236H236V239L238 238L237 240H235V238L233 239L236 242H234L233 240L231 241L230 237L228 238V239H230L229 241H231V243L233 242L234 245H238V244L240 245V243H241V239L239 241V237H241L240 234H242V236H243V234L245 235L247 233L246 235L249 234L248 236H249L250 239L248 238V236L241 237L243 239L242 240L243 243L241 245L245 244V242H247L248 239L251 240V238L254 237L253 239L255 241H253V239L251 240L254 243L253 242L251 243V241L250 242L248 241L249 243L247 242V244H245V245H251V246L253 245L254 247L255 246L256 247L257 246L258 247H263L264 246V237L262 236L263 235V232H261V230L264 231V229H263L264 227H262V225L264 226V219L261 218L263 220V222H261L262 220H260V218H259V220H258V218L256 220H254V219L252 220L253 221V224L255 222L257 223L256 226L259 223L258 226L261 227V228L257 227L258 228L257 230H255L256 229V226H254L252 223L249 222V225L251 224L249 228L251 229L252 233H248L247 230H246V228H244V225L242 223H240L242 221L239 222V220H238V222H239L238 223L237 222V219H235V218H232L231 219L230 217L221 215ZM224 224H222V225H224ZM252 227H254L253 230H252ZM236 228H237V230H240L241 232L235 230ZM258 230H260V231H258ZM234 231L236 233L237 232H240V234L239 235H236V233ZM253 231H255L257 233L260 232V233H262V235L260 233L259 234H257V233L254 234ZM231 232H233V233H231ZM40 235H42V236L40 237ZM232 235H234V236H232ZM237 241H239V242L237 243ZM44 252H48V253H44Z\"/></svg>", "mask_w": 264, "mask_h": 264}]
</instances>
